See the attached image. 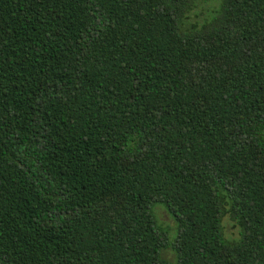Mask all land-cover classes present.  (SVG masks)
<instances>
[{
  "label": "trees",
  "instance_id": "1",
  "mask_svg": "<svg viewBox=\"0 0 264 264\" xmlns=\"http://www.w3.org/2000/svg\"><path fill=\"white\" fill-rule=\"evenodd\" d=\"M0 264H264V0H0Z\"/></svg>",
  "mask_w": 264,
  "mask_h": 264
},
{
  "label": "rangeland",
  "instance_id": "2",
  "mask_svg": "<svg viewBox=\"0 0 264 264\" xmlns=\"http://www.w3.org/2000/svg\"><path fill=\"white\" fill-rule=\"evenodd\" d=\"M154 214H155V217L157 219V222L162 227V229H164L165 231H167L168 240H170L171 237H172V235H173V228H175V227H173V223H172L171 219L166 214V212L163 210V208L160 207V206H157L154 209ZM223 226H224L225 232L227 234L234 233V230L230 227V224L227 221H224ZM164 254H165V256L167 258H169V259L172 258V253H171V251H170L169 248H167L165 250Z\"/></svg>",
  "mask_w": 264,
  "mask_h": 264
}]
</instances>
